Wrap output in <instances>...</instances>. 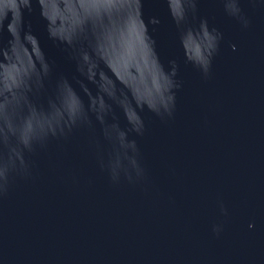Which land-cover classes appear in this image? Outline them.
Returning <instances> with one entry per match:
<instances>
[{
	"label": "water",
	"instance_id": "1",
	"mask_svg": "<svg viewBox=\"0 0 264 264\" xmlns=\"http://www.w3.org/2000/svg\"><path fill=\"white\" fill-rule=\"evenodd\" d=\"M0 264H264V0H0Z\"/></svg>",
	"mask_w": 264,
	"mask_h": 264
}]
</instances>
